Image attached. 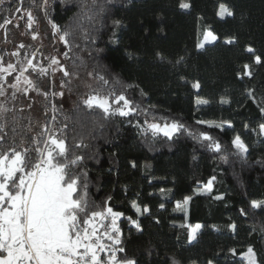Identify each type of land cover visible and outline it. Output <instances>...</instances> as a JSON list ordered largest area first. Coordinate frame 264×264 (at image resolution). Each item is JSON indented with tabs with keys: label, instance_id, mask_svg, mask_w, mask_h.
I'll return each instance as SVG.
<instances>
[{
	"label": "trees",
	"instance_id": "1",
	"mask_svg": "<svg viewBox=\"0 0 264 264\" xmlns=\"http://www.w3.org/2000/svg\"><path fill=\"white\" fill-rule=\"evenodd\" d=\"M84 4L93 20L81 28ZM237 28L245 41L234 39ZM207 30L216 40L201 49ZM65 31L72 35L68 45L60 40L62 63L73 75L62 72L58 80L69 102L57 96L50 66L46 74L37 71L35 87L26 93L10 87L12 70L4 73L7 94L0 101L16 110L9 114L5 148L12 146L13 115L15 145L29 147L33 163L39 159L33 138L43 142L64 129L69 159L82 157L72 172L86 175L90 211L111 207L122 213L116 220L121 258L138 264H247L251 246L264 264V205L251 207L253 200L264 201V0H23L22 6L21 0H3L0 67L13 64L16 53L38 55L39 40H32L37 36L49 43ZM97 91L131 103L113 98L114 114L105 115L82 103ZM129 107L128 115L119 114ZM153 124L181 127L169 137ZM45 126L49 133H43ZM236 136L247 145L246 156L234 146ZM197 224V238L189 242L190 226ZM208 238L217 241L210 251Z\"/></svg>",
	"mask_w": 264,
	"mask_h": 264
},
{
	"label": "snow or ice",
	"instance_id": "2",
	"mask_svg": "<svg viewBox=\"0 0 264 264\" xmlns=\"http://www.w3.org/2000/svg\"><path fill=\"white\" fill-rule=\"evenodd\" d=\"M2 2L3 0H0V3ZM22 3L23 0H21V6ZM46 3L47 0H45ZM181 7L188 8L189 5L181 4ZM86 8V4L82 5L79 23L81 28H83L84 21L90 23L93 20V16L88 14ZM16 11H21V8H17ZM227 14L232 15L231 12ZM27 17L28 26L31 27L33 22L31 12L27 13ZM10 22L5 20V24ZM52 27L56 32H60L56 24ZM71 35V32L65 31L60 35V40L68 45V37ZM209 37L212 40L216 39L211 32H208L205 35V42L200 43L198 47L204 48ZM228 43L232 41L229 40ZM248 51L254 50L249 47ZM65 57L67 58V53ZM179 62L178 60L177 63ZM255 62L260 63L261 58L256 56ZM0 63H2V58H0ZM52 64H59V61L53 59ZM27 66V68L19 69L21 75L29 69L36 71L33 60H27ZM245 68L248 69L249 66L245 65ZM9 70H16L15 66L8 64L7 68L0 67V97L7 94L2 81L5 79L3 74ZM60 70L64 77L73 75L64 65H60ZM39 72L46 74L47 69L41 67ZM246 74L251 75V72L248 71ZM98 79L104 84L108 83L103 80V77H98ZM19 81L18 76L17 83ZM24 83L28 85V88L35 87L30 79L25 80ZM10 87L15 89L17 84H12ZM193 87L198 89L200 85L196 82ZM28 88L24 89L25 93ZM60 94L63 95V93ZM12 96L15 98V92ZM113 98L117 103L123 101L125 106L131 103L123 95L113 97L112 93L104 95L99 91L89 94L86 99L82 100V103L89 109L97 107L102 109L105 115H110L114 114L111 105ZM199 103L206 104L207 101L201 100ZM15 111L14 108H9L5 102L0 101V264H138L134 259L118 256V253L124 252V248L119 247L121 244L120 230L116 227V218L122 213L113 212L111 207L103 211H90V208L94 206L90 205L87 197L86 175L81 173L77 176L72 172L82 157L75 156L69 159L66 138L62 137L64 129L56 134H48L43 142L41 137L33 138L32 151L39 156V159L33 163L29 160V147L21 144L18 148L15 145L17 129L15 127L16 117L13 115L11 121L13 136L9 138L12 146L5 148L9 114ZM130 111H132L130 107L128 111L120 109L119 114L128 115ZM151 127L159 128L156 124ZM179 127L181 126L173 124L170 130L165 131V135L170 137L172 132L179 130ZM259 130L261 134H264V123L259 125ZM43 133H49L47 126L43 129ZM202 136L204 140H211V137L206 134ZM233 144L240 154L246 156L247 145L239 136H236ZM212 147L216 151L221 150L218 142H215ZM211 184L210 180L206 187L210 188ZM189 199L190 197L186 198L184 204H187ZM262 205L264 201L253 200L251 202V207L254 209L261 208ZM179 206L180 202H177V207ZM133 207H136L135 202H133ZM160 207L163 208L164 205L161 204ZM137 211L140 209L137 208ZM143 211L147 212V207ZM241 212L243 213V209ZM109 216L112 231L106 233V239L111 242L110 244L102 242L105 236L98 234L95 225H92L90 230L83 227L91 224L93 220L103 221ZM132 223L139 230L140 226L137 221H132ZM231 227L234 229L235 225ZM200 228V224L191 228L189 242L196 240ZM261 231H264V227ZM101 253H105L106 258L102 257ZM245 258L247 264H258L256 253L251 246L248 247ZM208 264H212V261Z\"/></svg>",
	"mask_w": 264,
	"mask_h": 264
},
{
	"label": "rangeland",
	"instance_id": "3",
	"mask_svg": "<svg viewBox=\"0 0 264 264\" xmlns=\"http://www.w3.org/2000/svg\"><path fill=\"white\" fill-rule=\"evenodd\" d=\"M210 32L209 30L206 31L205 35ZM36 36V35H35ZM53 41H49V39H47L49 41V43L46 42L45 39H43V37H36L35 40H33V42H37L39 40V47H40V53L38 55H35V51L31 52L29 51L26 55L22 56V52L19 54H15V57H18L17 59H15L14 61L12 60L11 62L13 63L12 65L15 66L16 70H12L10 72V76L12 77L11 81L13 80L12 84H17L16 89L17 90H24L25 88H28V85H26L24 83L25 80H32L34 75H37V71H39V69L41 67L46 68L47 66H50V69L52 71V78L56 87V94L57 96L63 101V103H68L69 102V97L65 96L64 94L61 95L60 93H63V88L61 86V84L59 83V75L62 73V71L60 70V65H63L62 63V47H61V43H60V37L59 36H55L52 37ZM234 39L237 40H241V41H245L246 40V34L245 32L241 29V28H237L235 29V33H234ZM216 40V39H215ZM215 40H212L211 37L208 38V42L207 43H213ZM205 42V36L203 39V42ZM30 55V56H29ZM32 56L33 60V64L35 65L36 71H31L28 72L26 74L22 75V79L20 78L19 83H17V75L16 72L21 74L19 69L21 68H27V60H29ZM56 59L59 61V64H52V60ZM4 68H7V66H5ZM10 71V70H9ZM34 80V79H33ZM32 80V81H33ZM31 88H28V90ZM159 128L158 129H154L157 131H160L162 133H165V131L170 130L171 126H167V125H158ZM182 206V205H181ZM184 206V205H183ZM119 218V217H118ZM190 226V231L191 228L194 227ZM217 241L214 240L213 238H208L206 241V246L205 249L210 251L213 249V245L216 243ZM247 253V252H246ZM245 253V254H246ZM177 254L183 258L184 257V252L183 250H179L177 252Z\"/></svg>",
	"mask_w": 264,
	"mask_h": 264
},
{
	"label": "built area",
	"instance_id": "4",
	"mask_svg": "<svg viewBox=\"0 0 264 264\" xmlns=\"http://www.w3.org/2000/svg\"><path fill=\"white\" fill-rule=\"evenodd\" d=\"M118 219V217L116 218V220ZM92 225H95V227L97 228L98 230V234L99 235H102V236H105V239L102 241L103 243H106V244H110L111 242L110 241H107L106 239V233L107 232H111L112 231V223H111V217L109 216L107 219L101 221L100 219H96V220H93L91 222V224L89 225H84L83 227L87 228V229H91ZM116 227H118L116 225ZM119 228V227H118ZM120 230V229H119ZM120 233L119 232V236H120ZM102 257L106 258V255L105 253H101L100 254Z\"/></svg>",
	"mask_w": 264,
	"mask_h": 264
},
{
	"label": "water",
	"instance_id": "5",
	"mask_svg": "<svg viewBox=\"0 0 264 264\" xmlns=\"http://www.w3.org/2000/svg\"><path fill=\"white\" fill-rule=\"evenodd\" d=\"M30 59H32V56H31V58Z\"/></svg>",
	"mask_w": 264,
	"mask_h": 264
}]
</instances>
